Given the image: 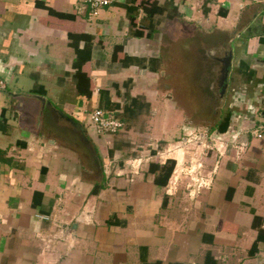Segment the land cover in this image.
<instances>
[{
  "label": "crops",
  "instance_id": "crops-1",
  "mask_svg": "<svg viewBox=\"0 0 264 264\" xmlns=\"http://www.w3.org/2000/svg\"><path fill=\"white\" fill-rule=\"evenodd\" d=\"M177 19L229 32L232 51L228 146L195 141L211 185L194 199L154 183L165 161L126 167L202 132L160 68ZM0 78V264H264V0H116L92 19L83 0H0ZM95 107L122 129L96 134Z\"/></svg>",
  "mask_w": 264,
  "mask_h": 264
},
{
  "label": "rangeland",
  "instance_id": "rangeland-1",
  "mask_svg": "<svg viewBox=\"0 0 264 264\" xmlns=\"http://www.w3.org/2000/svg\"><path fill=\"white\" fill-rule=\"evenodd\" d=\"M194 24L195 22L193 21L188 23L183 19L167 22V27L165 26L166 28L162 30V48L160 53L162 64L160 68L163 69L165 78H169V94L173 100V107H182L184 109L185 129L194 128L203 130L204 128H208V135L218 141L217 146L222 140L217 138L220 133L215 130V126L227 109L230 97L228 96L226 99L225 95L222 99L221 93L218 92L217 100L211 97L205 99L203 89L204 87L208 88V84L206 85L205 81L203 83L196 76H198L200 67H204L205 63L209 64L212 61V58L210 59L207 54L210 47H213L215 44H220L226 50L230 37L227 36L229 32L222 33L224 34L223 36H216L215 33L219 31H212L202 35ZM220 66L218 63L213 70H207L210 72L208 73L209 78H211L209 81H212L213 73L214 81L217 84L227 85L226 90H228L231 83L232 69L230 66L227 75L223 78L222 68ZM206 77V71H204V77L202 79L204 80ZM162 82L166 84L165 79H162ZM212 130L213 132H211ZM198 132H193V134H198ZM183 136L187 138V136L181 133L173 140L172 144L158 145L156 151L163 153L159 161H167L168 159L175 160L176 158L181 163L174 172L176 167L175 160V166L166 185V189L173 192L174 190H182L188 197L194 199L196 193L202 188L200 185L201 178L207 177L204 171L205 162L203 158L205 156L202 158V155L200 156L195 149L199 145L195 142L198 140L184 143L181 138ZM209 136L200 139L203 145H206L207 141L215 144ZM169 149L170 151H168ZM213 149V151H218L216 147H213Z\"/></svg>",
  "mask_w": 264,
  "mask_h": 264
},
{
  "label": "built area",
  "instance_id": "built-area-1",
  "mask_svg": "<svg viewBox=\"0 0 264 264\" xmlns=\"http://www.w3.org/2000/svg\"><path fill=\"white\" fill-rule=\"evenodd\" d=\"M116 0H83V7H85L88 10V18L92 19L98 15L101 9L104 7L112 5ZM6 88V82L4 79L0 78V94L5 90ZM89 120L90 124L92 126V129L94 132L98 135H104V134H115L123 127V122L116 118L115 115H113L111 112L104 111L100 107H95L90 113H89ZM264 127V122L262 121L258 128ZM257 136L260 137L261 134L259 133V130L256 129L255 133H257ZM209 134L208 128H204L201 133L193 134V132L188 133L185 138V142H191L192 140H200L201 138H206ZM214 136V135H213ZM211 140L217 144V140L215 138H212V136H209ZM232 144H235V141L231 142ZM216 149L218 151L225 150L228 146V144L224 141H221L218 143ZM245 145L241 144L239 146L240 149H242ZM237 148V146H236ZM170 151V149L168 150ZM162 154L158 151H156L152 155H145V156H134L132 158H129L126 162V167H128V171L130 173V180H133L134 177L140 172V168L144 162L150 161L153 158L161 159ZM165 154V153H164ZM163 161V160H162ZM165 161V160H164ZM163 161V162H164ZM176 169L174 170V172ZM124 172L118 171L116 172L117 175H122ZM201 186L203 187H209L211 185V178L209 176L201 178ZM40 219H48V216L46 215H37ZM77 220L79 222H85L89 223L92 222L91 216L89 212L83 211L81 212L77 217ZM65 237L62 230H60L58 233H52L51 235L42 238L43 241V248L45 250H49L52 248L53 244L58 240L62 239L61 237Z\"/></svg>",
  "mask_w": 264,
  "mask_h": 264
},
{
  "label": "trees",
  "instance_id": "trees-1",
  "mask_svg": "<svg viewBox=\"0 0 264 264\" xmlns=\"http://www.w3.org/2000/svg\"><path fill=\"white\" fill-rule=\"evenodd\" d=\"M144 9L150 13V9L148 7H144ZM156 11H163L162 7L156 6ZM231 113L230 111H225L224 114L221 116L219 122L217 123V125L215 126V130L218 133H224L227 128L230 126V117ZM116 117V116H115ZM213 131V130H212ZM155 153V152H154ZM175 166V160L173 159H168L167 161H165L163 163V165H158V164H154L152 163L150 165V171L155 173V177H154V183L156 185L159 186H165L172 174V171L174 169Z\"/></svg>",
  "mask_w": 264,
  "mask_h": 264
},
{
  "label": "flooded vegetation",
  "instance_id": "flooded-vegetation-1",
  "mask_svg": "<svg viewBox=\"0 0 264 264\" xmlns=\"http://www.w3.org/2000/svg\"><path fill=\"white\" fill-rule=\"evenodd\" d=\"M225 52V48L222 47V45L220 44H215L213 47L211 46L210 49L207 51L208 57H210V59L212 58V61L209 62V64H204V67H200L199 73H198V77L200 81H202L204 83V81L206 82V85L208 84V88L204 87V95H205V99H209L208 97H211L213 99L217 100V96H218V92H220V85L221 84H217V82L214 81L213 78V73H212V81L209 79L208 76V72L207 70H213V68L219 64H221V57L224 55ZM214 60V61H213ZM204 71H206V75L207 77L203 80L202 78L204 77ZM217 88V90H216ZM226 111V110H225Z\"/></svg>",
  "mask_w": 264,
  "mask_h": 264
},
{
  "label": "water",
  "instance_id": "water-1",
  "mask_svg": "<svg viewBox=\"0 0 264 264\" xmlns=\"http://www.w3.org/2000/svg\"><path fill=\"white\" fill-rule=\"evenodd\" d=\"M231 59H232V51H231V47L228 46L224 52V55L220 59L221 61L220 68H222L221 72L223 74V78L227 75L228 68L231 66ZM220 87H221V90H220L221 98L223 99L227 92L226 90L227 85L221 84ZM37 98L40 99L42 101V104L44 105L45 103L44 98L42 96H37Z\"/></svg>",
  "mask_w": 264,
  "mask_h": 264
}]
</instances>
